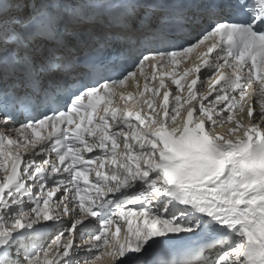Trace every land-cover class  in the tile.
Instances as JSON below:
<instances>
[{"label": "snow or ice", "instance_id": "snow-or-ice-1", "mask_svg": "<svg viewBox=\"0 0 264 264\" xmlns=\"http://www.w3.org/2000/svg\"><path fill=\"white\" fill-rule=\"evenodd\" d=\"M0 264H264V0H0Z\"/></svg>", "mask_w": 264, "mask_h": 264}]
</instances>
